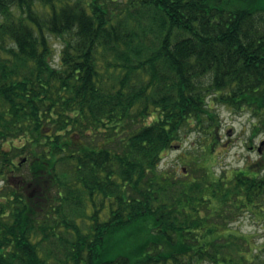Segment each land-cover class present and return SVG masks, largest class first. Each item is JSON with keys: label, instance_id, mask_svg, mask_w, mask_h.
Returning <instances> with one entry per match:
<instances>
[{"label": "trees", "instance_id": "obj_1", "mask_svg": "<svg viewBox=\"0 0 264 264\" xmlns=\"http://www.w3.org/2000/svg\"><path fill=\"white\" fill-rule=\"evenodd\" d=\"M219 104L264 128V0H0V264H264V171L162 166Z\"/></svg>", "mask_w": 264, "mask_h": 264}, {"label": "rangeland", "instance_id": "obj_2", "mask_svg": "<svg viewBox=\"0 0 264 264\" xmlns=\"http://www.w3.org/2000/svg\"><path fill=\"white\" fill-rule=\"evenodd\" d=\"M51 40L56 50L53 59L54 63L57 64L63 43L55 37ZM215 108L219 114L218 123L209 128V133L197 128L184 131L181 140L166 152L162 160V166L169 168L178 164L181 168L184 167L185 173H194L191 170L192 165L189 164V160L180 164V156L183 158L189 154H199L208 159L209 165L214 164L212 166L218 173L227 168H244L249 165L263 172L264 152L258 153L257 146L264 140V128L253 135L256 119L252 117L250 112H236L223 104L216 105ZM212 133L216 134L217 137L213 139ZM212 141H215V147L210 151L209 144ZM18 142V140L15 141L16 144ZM253 146L255 148H252ZM21 157H18L16 161H20ZM26 164H21L23 170ZM20 174L17 171L14 176L18 177ZM13 181L20 182L18 178ZM0 186H2L1 181ZM238 225L245 232L256 233L260 241L264 240V221L261 222V220H256L250 214H246L240 218Z\"/></svg>", "mask_w": 264, "mask_h": 264}, {"label": "water", "instance_id": "obj_3", "mask_svg": "<svg viewBox=\"0 0 264 264\" xmlns=\"http://www.w3.org/2000/svg\"><path fill=\"white\" fill-rule=\"evenodd\" d=\"M263 147H264V140L260 143V146L258 147V150L262 151Z\"/></svg>", "mask_w": 264, "mask_h": 264}, {"label": "flooded vegetation", "instance_id": "obj_4", "mask_svg": "<svg viewBox=\"0 0 264 264\" xmlns=\"http://www.w3.org/2000/svg\"><path fill=\"white\" fill-rule=\"evenodd\" d=\"M264 151V150H263Z\"/></svg>", "mask_w": 264, "mask_h": 264}]
</instances>
